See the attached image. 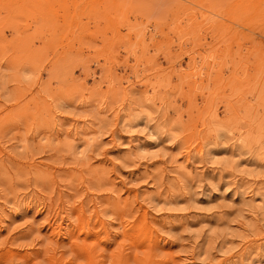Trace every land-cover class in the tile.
Returning <instances> with one entry per match:
<instances>
[{
	"label": "rangeland",
	"instance_id": "1",
	"mask_svg": "<svg viewBox=\"0 0 264 264\" xmlns=\"http://www.w3.org/2000/svg\"><path fill=\"white\" fill-rule=\"evenodd\" d=\"M0 264H264V0H0Z\"/></svg>",
	"mask_w": 264,
	"mask_h": 264
}]
</instances>
